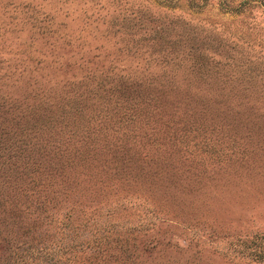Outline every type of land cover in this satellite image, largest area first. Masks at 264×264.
<instances>
[{
    "label": "rangeland",
    "instance_id": "rangeland-1",
    "mask_svg": "<svg viewBox=\"0 0 264 264\" xmlns=\"http://www.w3.org/2000/svg\"><path fill=\"white\" fill-rule=\"evenodd\" d=\"M0 264H264V0H0Z\"/></svg>",
    "mask_w": 264,
    "mask_h": 264
},
{
    "label": "trees",
    "instance_id": "trees-1",
    "mask_svg": "<svg viewBox=\"0 0 264 264\" xmlns=\"http://www.w3.org/2000/svg\"><path fill=\"white\" fill-rule=\"evenodd\" d=\"M59 1H60V0H59ZM63 1H64V0H61V2H63ZM35 18L38 19L39 22H40V21H42V22H48V20L51 18V16H49L48 12H41V16H39V17L35 16ZM125 20L131 22L133 25H134V23H135L134 20H132V18H127V19H125V18L117 19L116 16H113V17L109 20V26L112 27L113 25H115V23H117V22L122 23V22L125 21ZM119 23L117 24L118 27L120 26ZM126 42H127V41H126ZM125 49H126V51L129 50V46H128V45H125ZM112 66H113V65H112ZM112 70H113V67H109V69L107 70V72H110V71H112ZM121 77H122V76H121ZM121 77H120V81H123ZM124 82H126V81H124ZM118 84H123V82H122V83L119 82ZM159 84H161V83H159ZM95 85H97V88H99V87L104 88L103 85H107V89H108V88H109V89H110V88H114L115 83L113 82L112 74H111V75L109 74V76H108L107 73H105V75L98 77V78L96 79V84H95ZM123 87H125V86H123ZM115 88H116V90H119V89H117V87H115ZM42 96H46V95H42ZM75 109H76V108H75ZM32 112H33V113L31 114V117L34 116V111H32ZM61 116H62V120H63V115H61Z\"/></svg>",
    "mask_w": 264,
    "mask_h": 264
}]
</instances>
